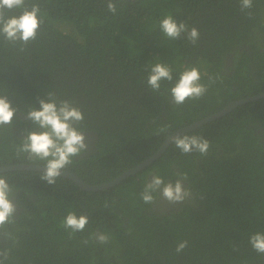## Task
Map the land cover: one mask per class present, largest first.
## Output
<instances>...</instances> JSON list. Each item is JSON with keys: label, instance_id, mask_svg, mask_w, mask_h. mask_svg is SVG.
Segmentation results:
<instances>
[{"label": "trees", "instance_id": "1", "mask_svg": "<svg viewBox=\"0 0 264 264\" xmlns=\"http://www.w3.org/2000/svg\"><path fill=\"white\" fill-rule=\"evenodd\" d=\"M108 2L26 0L43 20L36 39L22 46L0 34V95L17 110L12 125L0 127V168L44 165L18 147L38 130L27 113L47 102L48 92L79 108L78 130L95 136L90 154L65 169L90 186L113 181L156 154L171 134L227 104L257 98L184 133L206 138L207 155L170 143L106 190L85 191L63 177L50 185L42 172L0 173L17 205L14 223L0 229L6 264H264L249 242L264 233V0L244 11L240 0H112L115 13ZM168 15L198 30L195 44L187 33L175 40L162 33ZM156 63L173 74L159 91L147 83ZM192 67L207 91L175 105L171 88ZM178 173L187 175L183 185L191 192L182 203L157 211L159 192L153 203L143 202L153 175L175 183ZM69 212L88 217L82 232L64 227ZM98 233L108 242H98Z\"/></svg>", "mask_w": 264, "mask_h": 264}, {"label": "clouds", "instance_id": "2", "mask_svg": "<svg viewBox=\"0 0 264 264\" xmlns=\"http://www.w3.org/2000/svg\"><path fill=\"white\" fill-rule=\"evenodd\" d=\"M240 6L241 11L251 9L253 0H240ZM107 7L110 12H116V5L112 0H109ZM15 10H21L20 14L8 15ZM39 12V6L35 4L29 10L26 0H0V34L8 42L26 46L36 39L37 32L43 23L38 16ZM247 14L249 17L252 15L251 12ZM159 26L162 33L169 39H179L182 33H187L188 40L195 44L199 38V32L195 27L189 31L184 22L178 23L171 15L162 19ZM172 80L173 74L170 67L163 63L151 66L147 83L153 91H159L161 81L171 82ZM207 87L208 85L201 83V73L196 67L185 69L171 88L172 102L175 105H182L187 100H197L203 97ZM47 95V102L40 99V108L30 109L27 113V118L36 125L38 130L27 133L18 147V154L26 153L29 159L43 161L44 171L41 179L51 185L56 183L63 170L73 162V158L88 151V143H86L85 133L77 127L84 120L82 111L68 100L58 101L52 92H48ZM16 111L7 96L0 95V127L11 126ZM171 143L185 154L195 152L207 155L210 147V142L198 135L171 136ZM177 175L180 178L175 183H165L161 176L153 175L140 194L143 202L153 203L155 200L153 194L159 192L170 204L182 203L191 195V192L183 186L187 175L184 173ZM16 212L17 205L13 200V188L4 175L0 174V229H3L6 224L14 223ZM88 222L87 216H77L69 212L63 224L66 229H71L72 233H76L82 232ZM6 237L11 238V234L7 233ZM95 238L100 243H107L109 240V236L104 233L95 234ZM249 242L256 252L264 254V233L257 232L251 235ZM187 243V241L180 242L176 252H182ZM8 257L9 249L0 250V264H6Z\"/></svg>", "mask_w": 264, "mask_h": 264}, {"label": "water", "instance_id": "3", "mask_svg": "<svg viewBox=\"0 0 264 264\" xmlns=\"http://www.w3.org/2000/svg\"><path fill=\"white\" fill-rule=\"evenodd\" d=\"M264 97V95L259 96ZM257 98V97H256ZM256 98H252L249 100H255ZM249 100H239V101H235L232 102L230 104H227V106L225 108H223L222 110L218 111L217 113L213 114L212 116L202 120V121H198L193 123L192 125L185 127L181 130H178L176 132H174L173 134H171L168 139L164 142V144L161 146V148L158 150V152L156 154H154L152 157L146 159L145 161H143L141 164L137 165L136 167L127 170L125 172H123L120 176H118L116 179H114L113 181L107 183V184H102L99 186H90V185H85L78 177H76L75 175L68 173V172H62V175L60 177L66 178L70 181H72L74 184H76L79 188L85 190V191H89V192H97V191H102V190H106L111 188L112 186H115L117 184H119L121 181H123L124 179L136 174L137 172H139L140 170L144 169L146 166H148L150 163H152L156 158L159 157V155L164 151V149L171 143V136H175V135H182L192 129L197 128L198 126L202 125L203 123L210 121V120H214L216 118H219L221 116H223L224 114H226L228 111H230L231 109L235 108L237 105H240L242 103H245ZM14 170H27V171H40L43 172L44 171V167L43 166H26V165H19V166H8V167H1L0 168V173L3 172H8V171H14Z\"/></svg>", "mask_w": 264, "mask_h": 264}, {"label": "flooded vegetation", "instance_id": "4", "mask_svg": "<svg viewBox=\"0 0 264 264\" xmlns=\"http://www.w3.org/2000/svg\"><path fill=\"white\" fill-rule=\"evenodd\" d=\"M225 61H229V60L226 59ZM262 95H264V94H262ZM261 98H264V97H261ZM84 133H85V136H86V143H88V151L86 153H82L79 157H85V156H87L88 154H90L89 152L94 149V137H95L94 134H92V133H90L88 131H85ZM79 157H75L74 159H76L77 161H79L80 160ZM78 166L81 168L82 167V164L79 163ZM14 171H17V170H14ZM63 171L64 172H67L65 170H63ZM33 172H40V171H33ZM149 178H151V177L149 176ZM85 185H87V184H85ZM159 196H161V195L159 194ZM161 198H162V200L156 205L157 211H160L161 212L162 210H164V208L171 209V208L174 207V205H177V203H176V204H171V205H169V206L166 207V200H164L162 196H161Z\"/></svg>", "mask_w": 264, "mask_h": 264}]
</instances>
